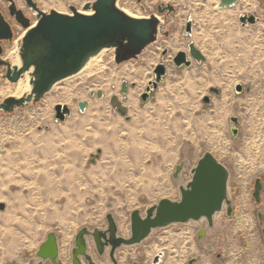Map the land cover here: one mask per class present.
<instances>
[{"label": "rangeland", "instance_id": "1", "mask_svg": "<svg viewBox=\"0 0 264 264\" xmlns=\"http://www.w3.org/2000/svg\"><path fill=\"white\" fill-rule=\"evenodd\" d=\"M218 1L118 0L120 8L138 17H160L155 43L121 64L115 62L114 50L105 49L97 74L68 77L38 103L12 113L0 111V264H40L36 252L50 232L60 241L61 259L69 263L78 231L107 228L108 213L116 216L119 233L129 237L131 212L138 209L144 216L163 198L180 199V185L191 179L193 167L206 152L227 167L234 208L231 217L225 208L217 213L213 233L220 247L210 258L223 253L232 258L229 247L235 235L244 248L245 238H253L254 256L264 264V187L260 202L253 196L255 180L262 178L264 184V0H240L228 8H219ZM161 3L173 4L175 12L159 14ZM243 13L256 14L257 22L243 26ZM189 19L192 31L187 33ZM189 43L206 60L177 67L172 58L188 50ZM159 63L167 73L144 101ZM13 85L0 80V88ZM113 95L127 107L125 116L112 107ZM5 97L0 94V101ZM58 103L71 109L64 121L56 120ZM80 103L85 104L83 110ZM179 165L182 170L175 177ZM240 218L255 224L241 238L235 227ZM195 227L197 223L189 221L154 229L142 242L120 246L114 257H100L89 236V251L98 264H152L159 237L168 230ZM204 245L199 261L206 253ZM64 247L69 256L65 260Z\"/></svg>", "mask_w": 264, "mask_h": 264}, {"label": "water", "instance_id": "2", "mask_svg": "<svg viewBox=\"0 0 264 264\" xmlns=\"http://www.w3.org/2000/svg\"><path fill=\"white\" fill-rule=\"evenodd\" d=\"M239 0H220V8L234 6ZM91 9L92 14L75 12L73 15L63 14L56 10L51 12L39 11L38 20L29 25L22 39L18 43L16 65L9 67L3 78L13 83L20 79H28L30 89L21 96H7L0 102V111L12 113L20 108L36 104L43 99L46 93L52 90L54 85L68 77L79 73L89 62L103 49H115L116 63H122L139 55L159 35L161 19L158 15L149 17L131 16L117 4V0H93L85 6ZM158 10L169 13L175 10L174 5H159ZM258 20L256 14L242 15V25L255 24ZM190 23V22H189ZM4 39H12L10 28L5 25ZM189 31V29H188ZM192 57L198 62L206 60V56L196 47L190 44ZM173 62L177 67H190L191 61L186 59V52L179 51ZM167 73L166 66L159 63L154 68L155 79L149 82L142 99L148 100L150 95L158 88ZM237 92L242 91V85H236ZM211 91L219 93L217 88ZM122 93H127L126 83H123ZM101 97V94H99ZM207 101L209 99H206ZM111 105L122 115H126L127 107L122 103L118 95L111 97ZM84 103H80L83 110ZM71 113L68 105L58 103L55 106L56 120L64 121ZM234 122L238 118L233 117ZM236 134L237 130L233 128ZM182 165L177 166L179 175ZM229 171L211 152H206L198 160L192 169L191 179L184 185H180L181 197L178 200L170 198L161 199L156 205L146 210V215L135 209L131 212V234L124 237L119 233L118 224L112 214H108V226L105 229L82 228L75 236L72 248V259L65 263L60 257L58 238L55 232H50L44 242L41 243L36 255L40 258V264L49 260L52 264H97L94 255L89 251L88 237L92 236L97 252L104 256L106 248L110 247L111 256L122 245H133L142 242L152 230L164 228L172 224L187 223L189 221H201L206 219L207 228L214 225V219L218 212L224 210L229 217L233 216L234 208L232 200L228 196ZM261 178H257L254 184L253 196L260 201L263 188ZM4 207L3 205L1 206ZM263 220L261 212L258 213ZM200 230L198 236L201 239L206 234V229ZM164 252H159L153 258V264H159ZM195 258L189 260L193 264Z\"/></svg>", "mask_w": 264, "mask_h": 264}, {"label": "crops", "instance_id": "3", "mask_svg": "<svg viewBox=\"0 0 264 264\" xmlns=\"http://www.w3.org/2000/svg\"><path fill=\"white\" fill-rule=\"evenodd\" d=\"M35 173L33 174V177H35ZM37 176H38V174H37ZM9 194H10V197L13 199V197H12L13 194L8 193L7 195H9ZM3 206H4L3 207V209H4L5 205L3 204ZM108 214H112V216L116 220V223L118 224L116 216L113 213H108ZM108 214L106 215V218H107ZM233 215H234V213H233ZM216 217H217V215L215 216V219H214V226L210 229L207 228V224H206L205 219H202L201 221H193V222L197 223V227H195L192 230H190V229L189 230H183L181 232L176 231L174 229L168 230L163 237L158 238V240L155 244V247H154L157 251L154 253L153 258L155 257V255L157 253L164 252L163 256L161 257V261L159 264H188L189 260H191L193 258L196 259L193 264H259L258 256L257 255L254 256V251H255V248L253 246L254 242H255L254 239L250 238V240H249V238H245L244 242H245L246 248H244L243 247L244 245L241 243V241H237L235 239V237H236L235 235H234V237L232 236L233 237V240L231 241L232 244L229 247L230 252L234 253L233 254L234 256L232 258L231 257L226 258V255H227L226 253L220 254V256H218L219 255L218 254L215 259L210 258L209 255H210L211 251L214 250L215 247H220V242H218V240L216 239V237L214 236V233H213L214 231H216V229L218 227V225L215 222ZM107 222H108V219H107ZM262 222H260V223H262ZM254 226H255L254 223L248 224V223L244 222L243 218L237 219V222L235 223V227L238 228L240 231V238H241V236L245 237L246 232H247L245 230H248V229L252 230V228ZM118 228H119V226H118ZM205 228H207L206 234L200 239L198 236V232L200 230L205 229ZM251 232H253V231H251ZM59 242L60 241H58V244L60 246ZM202 244H205L204 246H205L206 253H205L204 258L201 261H199L198 251H199ZM107 253H109L110 257H114V255L111 256L110 247L106 248V252H105L104 256ZM192 253H194V254H192ZM190 255H195V256H190ZM99 256H100V254H99ZM104 256H100V257H104ZM236 256H239V259H237ZM152 261H153V259H152ZM96 262H97V260H96Z\"/></svg>", "mask_w": 264, "mask_h": 264}, {"label": "flooded vegetation", "instance_id": "4", "mask_svg": "<svg viewBox=\"0 0 264 264\" xmlns=\"http://www.w3.org/2000/svg\"><path fill=\"white\" fill-rule=\"evenodd\" d=\"M42 1H43V4H42ZM52 1L53 0H51V1L50 0L49 1L48 0H0V80H6V79L3 78L4 74L6 73V71L8 70L9 67H12L13 65H16L17 62H18L17 61L18 60V57H17L18 43L22 39V36L24 35V33H25L26 29H27L24 26V23L28 22L29 25H33L39 19L38 18L39 11L51 12L52 10H56V11H58L60 13H63V14L73 15L75 12H83L85 10H91V9H86L85 6L87 4H89V3H91L93 0H62V1H59V2H61L63 4H65V6H64L63 4L59 3V4L64 6V7L62 6V9H57L53 5L50 6L49 8L48 7L46 8L44 6L45 3L49 4ZM138 2L141 3L142 0H138ZM219 2H220V0L218 1V3ZM239 2H240V0L238 1V3ZM238 3H236L234 6H236ZM117 4H118V0H117ZM168 4H171V3L158 4L157 5L158 13L159 14L169 13L166 10L163 13H160L159 10H158V6L159 5L166 6ZM263 5H264V2H263ZM234 6H232V7H234ZM81 10H83V11H81ZM175 10H176V7H175ZM175 10L173 12H175ZM173 12H171V13H173ZM151 15H155V14L152 13ZM242 15H251V13H249V14H246V13L240 14L239 15V21H240V17ZM6 24H8V26L10 28V36L12 37V39H4L3 38V36L5 35V29L4 28H5ZM161 24H162V22H161ZM161 24H160V26H161ZM188 29H189V31H188ZM186 31H187V33H190L192 31V21H191V19H189L186 22ZM166 35H168V33H166ZM190 44L191 43L188 44V50H186V51L184 50V51L186 52V59L190 60L192 62L191 63V65H192L193 61H196V60L192 57L191 50H190ZM13 47H14V49L11 51L12 55L9 56L8 55V50L10 48H13ZM109 50H114V53L116 55V50L115 49L112 48V49H109ZM117 64H121V63H117ZM219 93H220V90H219ZM206 99H209V100L207 101ZM206 99H205L206 102L210 101V97L209 96H207ZM238 123L239 122H237L236 124H238ZM234 129L237 130L236 134L234 133L235 136H236L239 132H238V129L236 127H234ZM262 190H263V188H262ZM261 194H262V191H261ZM256 203H258V202L256 201ZM258 213H257V216H258ZM258 218H259V216H258ZM205 221H206V224L208 225V222H207L206 219H205ZM259 221L262 222L260 220V218H259ZM212 227H209L208 229H210ZM218 256H220V254Z\"/></svg>", "mask_w": 264, "mask_h": 264}, {"label": "bare ground", "instance_id": "5", "mask_svg": "<svg viewBox=\"0 0 264 264\" xmlns=\"http://www.w3.org/2000/svg\"><path fill=\"white\" fill-rule=\"evenodd\" d=\"M49 1V0H48ZM51 1V0H50ZM59 1H62V0H53L51 3H49V4H44V6L47 8H49L50 6H54V7H56L57 9L58 8H62V6L64 5L65 6V4H63V3H61V2H59ZM46 2V1H45ZM249 2V1H248ZM58 3V4H57ZM59 3H61V4H63V5H61V4H59ZM65 3V2H64ZM246 3V2H245ZM249 3H252V1L251 2H249ZM42 4H43V1H42ZM60 6V7H59ZM63 6V7H64ZM248 6H251V4L250 5H248ZM245 8H246V6H245ZM123 10L126 12V13H128L129 15H131V16H136L135 14H132V13H130L128 10H126L125 8H123ZM81 11H83V10H81ZM85 14H92L93 13V11L92 10H85V11H83ZM222 13V12H221ZM226 14H228L229 15V12L227 11V12H225ZM226 14H224V15H226ZM223 14H221L220 16H222ZM138 17V16H137ZM219 18V17H218ZM213 19V18H212ZM220 20V19H219ZM218 21V20H217ZM204 31V30H203ZM221 31V30H220ZM211 32V31H210ZM210 32H206V33H210ZM203 33V32H202ZM229 33V32H228ZM204 34H205V32H204ZM211 34V33H210ZM218 34V33H217ZM220 34H222V33H220ZM199 35V34H198ZM201 35V34H200ZM207 36H209V35H207ZM207 36H203V37H207ZM221 36V35H220ZM210 37V36H209ZM212 38V37H211ZM215 38V37H214ZM224 38V37H223ZM203 39V38H202ZM224 40V39H223ZM199 41V40H198ZM212 43V42H211ZM214 43V42H213ZM219 44V43H218ZM202 49V48H201ZM205 49H206V47H205ZM205 49H203L204 51H205ZM207 50V49H206ZM105 51V49H103L97 56H94V57H92L90 60H89V62L87 63V65L79 72V73H77L76 75H80V76H83V77H86L87 75H90V74H97L98 72H100L101 71V68L103 67L102 66V64L103 63H101V55L103 54V52ZM208 52V51H207ZM18 61V60H17ZM103 70V69H102ZM102 75V74H101ZM102 77V76H101ZM104 78H106V76L104 77ZM102 79H103V77H102ZM101 79V80H102ZM83 80V79H82ZM84 80H85V78H84ZM22 81V82H21ZM17 85V86H16ZM13 86H15L14 88H5V89H3V88H0V94H2V95H6V96H21L23 93H25V92H28L29 91V89H30V85H29V83H28V79H26V80H22V79H20L19 81H18V83H16L15 85H13ZM134 99V98H133ZM130 101H132V99L130 100ZM132 102H134V100L132 101ZM116 144V143H115ZM34 151V150H33ZM14 164V163H13ZM76 168V167H75ZM74 168V169H75ZM2 174V173H1ZM76 175V174H75ZM52 176V175H51ZM25 185V184H24ZM27 185V184H26ZM48 185V184H47ZM43 188V187H42ZM2 191V190H1ZM6 191V190H5ZM240 197V196H239ZM242 200V199H241ZM245 218H247V217H245ZM248 219V218H247ZM252 219V218H251ZM251 219H249V220H251ZM61 254H62V258L65 260V259H67L69 256H68V253H67V251H66V247H64V248H62V250H61Z\"/></svg>", "mask_w": 264, "mask_h": 264}]
</instances>
